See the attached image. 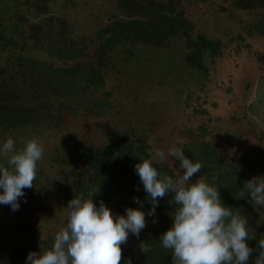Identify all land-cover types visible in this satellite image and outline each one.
Wrapping results in <instances>:
<instances>
[{"label": "rangeland", "instance_id": "obj_1", "mask_svg": "<svg viewBox=\"0 0 264 264\" xmlns=\"http://www.w3.org/2000/svg\"><path fill=\"white\" fill-rule=\"evenodd\" d=\"M130 1L139 8L158 4L156 9L181 11L191 27L159 43L120 40L99 58L102 29L131 16L115 0H0V75L18 84L16 102L21 108L38 113L35 123L0 125V145L11 137L19 150L26 139L37 138L45 148L34 187L24 189L19 210L0 204V224H17L16 234L33 237L39 251L51 248L54 234L64 226L68 201L90 191L91 170L78 147L89 153L111 141L123 146L129 142L132 153L146 152L149 158L157 150L179 147L189 159L203 163L202 144L211 142L223 154L224 167L242 162L247 155L258 172L248 173L245 181L264 176V33L254 29L264 24V0ZM187 34L219 41L213 55L203 53L204 69L192 63L197 46L187 41ZM13 53L53 68L76 63L95 66L104 82L89 87L87 95L106 99L109 106L97 115L74 108L71 101L56 100L47 83H37L45 69L32 64L33 73L27 76L29 70L22 69L31 63H17ZM225 93L232 96L233 106L223 108ZM48 97L52 107L42 104ZM154 160L168 167L174 178L173 170L183 171L172 157L165 163ZM0 163H6L2 156ZM201 177L195 175L191 182ZM93 202L99 206L100 202ZM103 202L114 216L126 215L131 203L119 196ZM142 205L130 208L146 214L148 207ZM145 232L146 227L139 239L129 234L124 244L127 262L122 264L139 257Z\"/></svg>", "mask_w": 264, "mask_h": 264}, {"label": "clouds", "instance_id": "obj_2", "mask_svg": "<svg viewBox=\"0 0 264 264\" xmlns=\"http://www.w3.org/2000/svg\"><path fill=\"white\" fill-rule=\"evenodd\" d=\"M17 150L15 141L7 138L0 145V204L19 210L18 200L24 189L34 187L38 164L44 159L45 148L37 138L26 139ZM172 157L179 161L180 171L175 178L161 174L153 160L165 163ZM203 164L189 159L182 148L157 150L152 158H141L134 165L136 174L151 204L149 216L155 215L158 200L172 194L176 205L172 212V225L160 236L165 249L171 251L172 264H248L253 249L246 240L250 236L247 218L239 211L222 203L218 188L201 177L191 182L201 172ZM137 190H139L137 188ZM100 187L85 196H73L64 207L65 223L54 234L50 249L29 252L26 264H121L122 248L129 234L139 239L146 227L145 213L139 208H125L126 215H113L101 200L99 206L93 197ZM255 208H264V176H254L244 182L238 198H245ZM134 202H142L134 197ZM155 223V221H153ZM141 251H150L147 244ZM130 264V262H128ZM254 264H264V240L258 243Z\"/></svg>", "mask_w": 264, "mask_h": 264}, {"label": "trees", "instance_id": "obj_3", "mask_svg": "<svg viewBox=\"0 0 264 264\" xmlns=\"http://www.w3.org/2000/svg\"><path fill=\"white\" fill-rule=\"evenodd\" d=\"M115 2L118 7L130 11L131 16L122 22L112 21V25L108 24L102 29L98 35L100 49L97 55L99 58L103 57L106 49H111L120 40L133 38V40L159 43L160 39L168 38L180 30L191 27L181 11L170 12L164 11L162 8L156 9L159 6L158 4L139 8L137 5H132L130 0H115ZM254 29L258 33H264V24H258ZM249 32H253L252 29ZM186 37L189 43L195 42L197 46L192 57L193 65L204 69L205 66L202 62L203 53L207 52L210 56L213 55L219 41L206 39L203 36L192 38V35L188 34ZM74 52L75 49L69 53L70 56ZM13 59L20 64H23V61L31 63L30 66L22 69L24 72L26 69L29 70V73L25 72L27 76L33 73L30 69L32 64H39L43 67L45 71L41 73L42 77L37 83H47L50 88V95L54 94L56 100L59 97L60 100L71 101L75 106L74 108H84L86 111L89 109L97 115L102 114L105 107L109 106L106 99L100 101L94 96L89 97L87 95V92L91 91L89 87L96 88V86H102L104 82L101 71L91 64L81 65L76 63L60 69L26 58L22 54L13 53ZM85 67L87 68L83 69ZM80 75L83 77L82 81H80ZM18 89L17 83L12 82L5 75H0L1 126L10 127L38 121L36 119L38 117L35 116V114H38L36 109L21 108L16 102ZM78 92L82 95L77 96ZM42 104L52 107L51 98L43 99ZM60 104L63 103L60 102ZM202 145L204 146L203 168L196 176L206 178L209 184H213V178L215 177L213 186L218 188L222 203L233 208L234 212H241L247 218L252 238L246 240V243L253 249L248 264H254L258 255V243L260 240H264V208L253 207L248 201L247 193L245 198H238V194L243 189L247 174H251V172L256 174L258 172L257 167L251 164L245 154L241 157L242 162L225 165L224 167L221 165L225 161L223 154L215 149L211 142H204ZM78 152L91 170L87 188L92 191L100 187V191L93 197L96 202L104 201L111 196H119L122 199H130L131 203L127 207H131L138 204L133 199L136 197L148 207L145 214L147 225L144 234V245L147 244L150 251L147 254L141 252L137 259L131 260L130 264H172L171 251L165 249L159 240L160 236L172 225L171 215L176 207L173 203L172 194L169 193L164 198L159 199L155 215L149 216L148 211L151 208V204L146 199L147 194L134 169V165L142 157L149 158V155L146 152L142 156L134 154L132 153L134 152L132 143L127 142V146H123L117 141H111L106 147L94 149L89 153H83L81 147H78ZM153 166L162 175L173 176L172 171L168 167L162 166L158 161L153 160ZM22 223L24 221L20 224ZM16 230L17 224L9 227H4V225L0 224V264H26V257L29 252H40L33 237L30 235L18 236ZM2 231L6 233V238H4V234L2 235ZM7 238L11 240L8 241ZM121 248L122 264L127 262L128 255L124 244L121 245ZM48 249L50 247L43 250ZM41 252H43L42 249Z\"/></svg>", "mask_w": 264, "mask_h": 264}, {"label": "crops", "instance_id": "obj_4", "mask_svg": "<svg viewBox=\"0 0 264 264\" xmlns=\"http://www.w3.org/2000/svg\"><path fill=\"white\" fill-rule=\"evenodd\" d=\"M243 61H245V58L243 59ZM254 63V62H253ZM255 64V63H254ZM231 98H232V96L231 95H229V94H224L223 95V98H221L222 100H223V102H222V106H223V108H227L226 106H229V104L230 103H232V105H230V107L231 106H233V104H234V102H232L231 101ZM243 99H241L240 101H242ZM234 101H236V100H234Z\"/></svg>", "mask_w": 264, "mask_h": 264}]
</instances>
